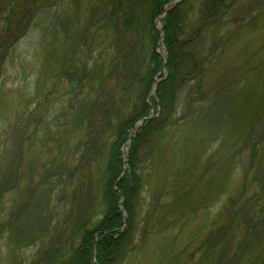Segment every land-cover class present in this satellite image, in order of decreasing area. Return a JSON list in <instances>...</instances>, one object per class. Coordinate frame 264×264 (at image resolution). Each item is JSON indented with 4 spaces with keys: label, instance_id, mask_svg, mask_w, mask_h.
Returning <instances> with one entry per match:
<instances>
[{
    "label": "rangeland",
    "instance_id": "obj_1",
    "mask_svg": "<svg viewBox=\"0 0 264 264\" xmlns=\"http://www.w3.org/2000/svg\"><path fill=\"white\" fill-rule=\"evenodd\" d=\"M98 1L0 0V7L9 2L13 5L10 22H0V43L5 48L0 50V264H54L56 251L59 255L55 259L60 260L55 264H76L74 254L85 228L82 215L94 222L102 217L96 213L101 207L95 191L99 179L97 160H87L89 157L83 155L82 135L91 131L93 140L86 138L94 145V154L107 157L115 126L129 116L141 84L140 77L133 82L122 69L112 72L109 60L116 49L118 32L110 31L107 38L103 30L98 32L100 22L91 21ZM187 1V9L193 13L202 2ZM45 7L47 10L43 11ZM84 8L88 10L86 16ZM162 18L160 14L154 19L158 31L162 29ZM228 20L216 36L219 52L215 62L199 83L197 80L191 85L193 90L189 92V86L183 96L181 111L175 118L179 122L166 129L163 140L149 157L143 156V184L136 200L133 226L122 246L115 248L113 253L117 257H112L110 264L261 262L263 245L248 252L237 246L248 226L226 223L229 218L234 222L243 217L256 218L264 205L260 201L254 212L233 208L237 200L247 203V199L240 197L248 191V183L257 187L256 182L252 183L254 180H248L249 174L256 172V167L249 164L251 148L234 156L237 165L226 193L210 196L207 186L208 178L219 165L215 164L211 170L210 159L213 155L219 159L221 153L223 164L228 158L232 161L231 154L237 148L235 122L240 123L241 129L249 126L259 93L264 90V74L258 75L264 71V0H239ZM84 30L90 36L88 42L80 44L77 41ZM126 36L132 43L128 61L133 64L140 58L143 62L140 72L147 74L153 67L150 56L153 42L148 30L128 31ZM97 40L105 49L96 47ZM8 46L12 48L7 55ZM72 48L79 49L76 56ZM156 50L159 55L166 52L163 43ZM67 56L79 63L73 69L75 75L86 69L94 74L82 81L81 87L74 71L71 78L62 73L58 61ZM97 64L103 70L97 71ZM66 69L71 71L72 67L68 64ZM98 72L105 75L102 77L106 80L105 89H100ZM248 78L254 84L250 86L260 91L247 97L250 102L247 109L250 107L241 117L237 115L245 96H232L230 92L244 87ZM191 92L196 97H190ZM218 98L225 103L221 111L224 116L219 120L222 126L211 131L203 127L201 120L218 117V109L211 106L213 99ZM102 112H106L108 120L102 121ZM154 116L139 120L135 133L146 119ZM82 117L89 118L90 126L88 121L82 122ZM204 123L208 125L209 121ZM262 124L264 120L259 125ZM251 135L257 139L258 127H254ZM129 148L127 141L123 147L125 168ZM186 154L192 160L182 165L181 157ZM58 164L73 177L71 181L57 180L51 175L53 171L57 173ZM180 170L182 173L177 175ZM84 205L88 208L82 213ZM230 207L244 215L227 216ZM15 225L16 231L11 232L8 228ZM225 228H229L228 234L221 230Z\"/></svg>",
    "mask_w": 264,
    "mask_h": 264
},
{
    "label": "trees",
    "instance_id": "obj_2",
    "mask_svg": "<svg viewBox=\"0 0 264 264\" xmlns=\"http://www.w3.org/2000/svg\"><path fill=\"white\" fill-rule=\"evenodd\" d=\"M171 1L172 0H108L107 2H103V0H99L94 6L91 21L96 19L95 23L97 21L100 22L98 32L103 30L105 38L108 37L112 30L118 32L116 49L114 54H112L113 57L109 60L112 72L115 74L122 69L126 73L125 76H131L133 82H137L134 78L139 79L140 77L139 83L141 84V90L136 103H134L129 112V116L124 119L122 118L121 122L115 126L114 139L109 147V152H107V157L106 155L101 157V154H94V145L86 138L88 136L93 140L92 134H90L91 131L88 130L82 135L83 138H85V140L82 141L84 146L83 155L89 157L87 160H97L99 179L97 180L95 191L101 200V207L96 213L102 217L94 222L93 218H88L87 215L85 216L84 214L82 215L85 221V228L81 232L80 245L74 254L75 259L73 261L76 264H110L112 257H117L113 253L116 252L115 248L122 246L124 239L133 226L132 218L136 210V200L139 198L143 184L142 172L144 169L143 167H145L142 164L143 156L145 159L149 157L152 150L163 140L166 129H169L173 125H177L179 122V119L175 118L178 117L181 111L183 96L189 86V92L193 90L191 85L197 80L199 83L206 70L215 62L219 52L216 36L221 33L222 28L228 22L232 9L238 2V0H202L199 10L193 13V11L187 9L188 1L182 0L163 16V45L168 52V62L166 73L160 76L158 88L156 94H154L153 87L155 76L163 68L164 64V58L159 55L156 50L161 36L154 24V19L163 13ZM4 7V5L0 7V22L7 21L8 24L13 17V5L9 2L7 6ZM42 10H47V7ZM83 10L86 16L88 10L85 8ZM7 24L6 28L9 26ZM83 28L85 29V27ZM142 28L148 30L153 42V48L150 53L153 67L151 66L148 73L144 75L140 72L143 67V62L140 58L134 61L133 64L128 61L129 56L132 54V43L126 36L128 31L135 33L141 31ZM85 31L87 30L82 32L79 36V41H77L80 44L88 42L87 40L90 35L86 34ZM99 35L98 33V38ZM92 39L94 42L96 41L95 33ZM92 44L95 45L94 43ZM133 46H135L134 42ZM2 47L3 45L0 43V50L4 51L5 48ZM96 47L104 48L103 43L98 40ZM11 48L12 46H8L7 55ZM72 49L74 55L72 53H70V55L76 56L75 53L78 54L79 49ZM143 58L146 59L145 56H143ZM58 64H61L62 73L68 78L75 75L73 69L79 65L78 62H73V59H68V56L67 59L65 57L61 62L58 61ZM68 64L72 67L71 71L66 69ZM1 65L2 60L0 66ZM97 67V71L103 70L101 65L97 64ZM72 71H74V75H72ZM123 71L122 74H124ZM261 72L264 73L263 71ZM261 72H259L258 75H261ZM76 73L79 74L75 76L78 77L77 79L79 80L80 87L81 84L84 83H82V81H86L87 78L89 79L94 76L93 72L90 73L87 69L86 72L82 74L79 72ZM103 76H105L103 72L101 74L98 72V75H96L100 80V89H105L106 80H103ZM262 79H264V76ZM250 85L254 86L248 78L245 86L238 90V95H243L245 98L243 106L240 105L237 116L243 117L242 112H248L250 106L248 109L247 106L250 102H247V97L252 96L253 92L259 93L260 91L259 88L255 90V87ZM257 86L261 87V84H257ZM235 94L236 93H233L232 96H235ZM190 97H196V93L191 92ZM193 102H195L194 99L192 100V104ZM212 102V108L218 109V117L210 116L204 118L201 120L203 123L202 125L211 131L215 128L220 130L222 124L219 120L224 116L221 111L224 109L225 103L223 100H219V98L213 99ZM256 103V111L248 127H243L241 129L240 123L235 122L236 129L234 128L235 132L233 133L235 134L234 139L236 141L234 145L237 146V148L235 152L231 154V156H233L232 161L231 158H228L226 164H223L222 160L220 161L221 153L218 154L219 159L216 158V155H213L209 161V168H211V170L213 169L212 166L219 163L216 170L208 178L209 181L207 186L208 189H210L209 194L210 196L218 193L223 194L228 191V183L237 165L236 157L234 156L238 153L240 154L245 148H251L249 164L250 167H256V172L249 174L248 180H254L252 183L256 182L257 187H253L252 184L250 185L249 183L247 184V190L249 192L245 191L244 193L243 191L244 195L240 197V199L242 197L247 199V203L243 204L237 200L236 204L233 205V208L240 207L239 211L247 208L254 212L256 210V204L260 201L264 202V127L261 128L264 124L259 125L260 122L264 120V90L259 93V98ZM103 104L107 105L105 103ZM153 112L155 116L146 119L138 128L137 133H135V124L142 118L150 116ZM101 115L103 117L102 121L109 119L106 112H102ZM247 118L248 116L246 119ZM82 119L84 123L88 121L90 126L89 118L82 117ZM205 121H209L208 125H205ZM254 127H258L259 130L257 139H252L251 135ZM239 128L240 130L238 131ZM229 136L228 134V137ZM210 138L214 139L212 135H210ZM127 141L128 143L130 142V148L129 160L126 164L128 167L125 168L123 147ZM205 143L204 140L203 144ZM83 157L84 156H81L80 159L82 164L80 168L85 166L83 164L84 160L82 161ZM191 160L188 154H186V156L182 155L181 157L182 165ZM56 168L57 173L52 170L53 173L51 175L56 177L57 180H72L73 177L68 174L67 170L63 168L61 164H58ZM185 169L188 170V168ZM181 173V170L176 172L177 175ZM250 175H252L251 178ZM173 191L176 193L177 189H173ZM251 191L253 193H250ZM84 206H82L84 207L81 211L82 213L88 208V205ZM233 208L230 207L228 209L226 212L227 216H231L235 213H237L236 217L244 215ZM260 209L256 218L255 216H251L250 219L243 217L237 222L235 221L236 223L233 218H229L226 223L227 225L233 224L238 226L243 223L248 226L245 235H243L241 239H238L239 243L237 246L239 249L243 250V252H248L249 249L259 248L263 245L260 252V257H262L260 264H264V205ZM13 222L14 220H12L9 225H12ZM8 229L11 232H15L16 225ZM221 230L228 234L229 228ZM57 252L58 251L54 253V261L52 262L54 264L56 261L60 260L55 259V256L59 255ZM47 260H50V257L49 259L47 258ZM230 262L234 264V261ZM217 264L221 263L217 262Z\"/></svg>",
    "mask_w": 264,
    "mask_h": 264
},
{
    "label": "bare ground",
    "instance_id": "obj_3",
    "mask_svg": "<svg viewBox=\"0 0 264 264\" xmlns=\"http://www.w3.org/2000/svg\"><path fill=\"white\" fill-rule=\"evenodd\" d=\"M181 2V0L180 1H178V0H172L170 3H169V5L167 6V8L163 11V13H162V15L163 16H165L168 12H169V10H171L173 7H175L178 3H180ZM238 2H239V0H238ZM237 2V3H238ZM237 5V4H236ZM236 5H235V7H236ZM235 7L232 9V11L235 9ZM231 11V12H232ZM229 19V18H228ZM229 21L230 20H228V22L224 25V27L222 28V30L226 27V25L229 23ZM159 34H160V36H161V38H160V42H158V45H157V47H156V49L157 48H160L161 47V44L162 43H164V32H163V30L161 29L160 31H159ZM164 46V45H163ZM164 48H165V46H164ZM165 53H161V56L164 58V64H163V68L160 70V72H158L157 73V75L155 76V82H154V87H153V93L154 94H156V91H157V88H158V84H159V78H160V76H162V75H164L165 73H166V67H167V62H168V52H167V50H166V48H165ZM159 52V51H158ZM264 72V71H263ZM262 73V72H261ZM262 74H264V73H262ZM238 91V90H237ZM236 91V92H237ZM236 92H230V94H233V93H236ZM237 95H238V93H236ZM235 94V95H236ZM152 114H154L155 115V113L153 112Z\"/></svg>",
    "mask_w": 264,
    "mask_h": 264
}]
</instances>
